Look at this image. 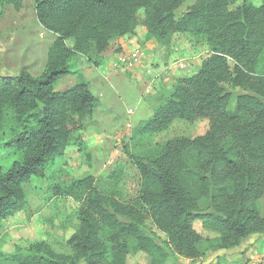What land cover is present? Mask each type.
I'll return each mask as SVG.
<instances>
[{"label":"trees","instance_id":"trees-1","mask_svg":"<svg viewBox=\"0 0 264 264\" xmlns=\"http://www.w3.org/2000/svg\"><path fill=\"white\" fill-rule=\"evenodd\" d=\"M185 1L34 0L38 23L55 38L39 74L23 68L0 75L1 146L14 155L0 165V222L24 209L23 185L48 177L68 146L90 158L82 132L99 99L75 65L78 54L99 66L117 39L141 28L145 41L160 45L175 33L205 39L209 55L199 69L155 99L151 116L132 138L162 132L178 119L206 118L208 128L171 138L146 155L126 149L140 177L131 202L100 192L91 174L58 180L53 195L80 202L78 227L67 240L71 254L36 240L0 250V264H128L137 252L147 264H182L176 257L202 255V241L216 252L264 235L258 208L264 197V0H194L177 11ZM7 6L20 10L23 0H0V22ZM70 73L76 82L56 89Z\"/></svg>","mask_w":264,"mask_h":264},{"label":"rangeland","instance_id":"rangeland-1","mask_svg":"<svg viewBox=\"0 0 264 264\" xmlns=\"http://www.w3.org/2000/svg\"><path fill=\"white\" fill-rule=\"evenodd\" d=\"M193 1H185L177 11L182 12ZM250 1L258 5L262 0ZM33 3L34 0L26 1L23 14H19L20 10L12 6L5 9L0 33V75L14 74L23 68L37 75L44 68V48L41 43L45 42L49 33L36 26ZM142 30L141 34L127 36L129 49L124 51H144L142 63L129 70L114 67L113 62L120 54L117 53L113 58L114 51L119 49V43L116 46L115 42L111 51L101 59L100 65L95 66L99 68L97 81L89 80L91 91L99 99L92 123L82 132L90 158H86L85 152L78 150L75 145H70L65 155L55 160L48 177L36 176L23 185L26 205L23 210L0 222V250L12 251L16 245L44 240L55 251L71 254L67 240L78 227L75 213L80 202L72 197L54 196L52 185L63 178L91 174L100 192L115 196L123 202H131L138 195L140 177L126 149L135 155H146L171 138L197 136L208 128L206 118L192 123L178 119L162 132L132 138L134 129L151 116L155 99L161 94H167L177 78L195 73L201 61L209 55L205 39L184 33L173 34L165 45L152 39L153 45L147 48L144 46ZM67 43L72 45V40ZM104 63H108L109 67H102ZM102 76L108 78V82ZM76 80V74L63 76L58 80L56 89L62 90ZM100 93L99 97L97 94ZM234 110L235 96L229 105V111ZM1 141L3 139H0V165H7L14 155L1 146ZM110 174L119 176L112 179ZM206 205L205 200L200 201L202 208ZM258 208L264 216V197L258 201ZM194 226L204 235L209 234L201 228L199 222H195ZM199 247L202 252L199 258L191 260L176 257L177 261L182 264H264L263 234L251 235L243 240L236 248L239 250L236 255L230 253L232 249L227 250L225 254L229 256L228 259L225 255H218V251L206 250L205 241L200 242ZM147 262L143 252L132 254L128 260V264ZM169 263L175 264L176 260L172 259Z\"/></svg>","mask_w":264,"mask_h":264},{"label":"crops","instance_id":"crops-1","mask_svg":"<svg viewBox=\"0 0 264 264\" xmlns=\"http://www.w3.org/2000/svg\"><path fill=\"white\" fill-rule=\"evenodd\" d=\"M26 1L27 0H23V5L26 3ZM33 5H34V3H33ZM24 9V6H22V8L20 9V13L19 14H23L25 11L23 10ZM33 9H34V6H33ZM22 11V12H21ZM34 12V15H35V10L33 11ZM35 18H36V16H35ZM4 20L5 19H2L1 20V22H0V33H1V30H2V27H3V22H4ZM36 24H38V25H36V26H39L40 28H43L39 23H38V21H37V19H36ZM5 29V28H4ZM43 30H45L46 32H48L49 33V35H47V38H46V40H45V42H42L41 44H42V47L44 48V55H43V59H42V63H43V67H44V65H45V61H46V53H47V50H48V47H49V45H50V43L53 41V39L55 38V34L54 33H52L51 31H48V30H46V29H44L43 28ZM137 33H140L141 34V32L140 31H138ZM127 36H133V35H126V36H123V37H121L120 38V40L118 41H115L116 42V46H117V42L119 43V45L117 46V47H119V50H117V51H114L115 53L113 54V58H114V56L117 54V53H122V52H126V51H128V38H127ZM152 39H150V40H147V41H145V44H144V46H147V48H149V47H151L153 44H152ZM109 51H111V49L109 50ZM108 51V52H109ZM108 52H106L105 54H107ZM80 55L78 54V55H76V57H75V64L78 66L79 65V67L81 68V69H83V73H84V75H85V77L88 79V80H92V81H97V73L99 72V68L97 67H95L94 65H92V64H90L88 61H87V59L85 58V56L84 57H79ZM109 67L108 66V63H104L103 65H102V67ZM111 66V65H110ZM102 78L105 80V81H107L108 82V78H105V76H102ZM90 83V82H89ZM99 97L101 96V93L100 94H97ZM100 102L102 103V101L100 100ZM254 235H256V234H254ZM247 239V238H246ZM245 240V239H244ZM239 247V246H238ZM237 247V248H238ZM236 249V248H235ZM235 249H232V251H230V253H233V255H236V254H238V251L239 250H237L236 249V251H234ZM240 251H242V249H240ZM217 252V251H216ZM226 252H228L227 250H221V251H218V255H222V256H224L225 255V258L226 259H228V257H227V254H225ZM247 254H249V253H247Z\"/></svg>","mask_w":264,"mask_h":264},{"label":"built area","instance_id":"built-area-1","mask_svg":"<svg viewBox=\"0 0 264 264\" xmlns=\"http://www.w3.org/2000/svg\"><path fill=\"white\" fill-rule=\"evenodd\" d=\"M145 55V52L142 50H135L131 52H122L118 54V57L113 62L114 67H121L124 69H130L142 63V57Z\"/></svg>","mask_w":264,"mask_h":264}]
</instances>
